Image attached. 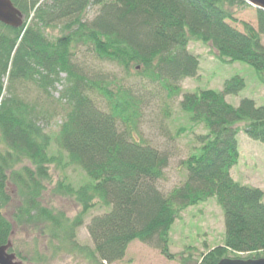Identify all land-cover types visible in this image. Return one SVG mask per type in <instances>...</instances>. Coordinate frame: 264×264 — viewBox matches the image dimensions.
Instances as JSON below:
<instances>
[{
  "label": "trees",
  "instance_id": "trees-1",
  "mask_svg": "<svg viewBox=\"0 0 264 264\" xmlns=\"http://www.w3.org/2000/svg\"><path fill=\"white\" fill-rule=\"evenodd\" d=\"M10 1L24 23L19 29L0 23V247L13 236L12 222L1 213L10 203L11 184L21 199L14 221L49 232L58 251H85L75 230L96 206L107 209L87 228L95 249L86 258L99 264L122 261L135 241L174 259L169 235L175 221L211 199L224 214V242L202 254L200 264H218L230 254L264 258V192L231 175L239 161L241 132L264 144V105L248 98L238 107L227 102V96L245 89L241 77L227 80L221 92L182 94L180 87L200 70V60L189 51L191 42L210 45L224 62L250 65L264 84V11L256 10L257 29L244 24L241 32L228 23L226 8L249 6L244 0ZM91 9H96L92 19ZM90 57L127 76L135 70L170 99L181 96V111L195 127L206 129L207 134L197 136L200 147L184 162L186 181L168 195L157 182L169 166V154L136 139L143 101L134 98L131 88L96 74L87 63ZM4 78L14 85L9 98ZM31 83L34 100L22 89ZM58 84L63 89L52 104L51 92ZM57 105L64 118L53 137L45 123L56 117ZM53 145L59 155L50 153ZM51 165L85 173L87 182L81 187L63 177L54 190L81 206L78 219L70 221L42 205Z\"/></svg>",
  "mask_w": 264,
  "mask_h": 264
},
{
  "label": "rangeland",
  "instance_id": "rangeland-1",
  "mask_svg": "<svg viewBox=\"0 0 264 264\" xmlns=\"http://www.w3.org/2000/svg\"><path fill=\"white\" fill-rule=\"evenodd\" d=\"M226 9L231 16L228 23L238 31H244V24L258 28L256 8L238 5ZM95 12L96 9L89 10V18L92 19ZM57 34L58 31L53 33L54 36ZM262 44L264 45V37ZM189 51L200 60V70L196 78L181 83L182 94L201 89L221 92L227 80L241 77L245 81V89L238 95L227 96V102L238 107L242 99L248 98L254 100L257 106L264 105V84L253 67L240 62H224L217 51L201 42H191ZM95 60L90 57L87 63L96 74H102L101 77L107 78L106 80H115L121 87L131 88L134 98L143 101L141 117L136 125V139L169 154V166L163 179L157 182L159 190L168 195L186 181L188 172L184 162L200 147L197 136L207 134L206 129L203 126L195 127L181 111V96L170 99L161 86L151 84L146 78L138 76L135 70H131L130 76H127L124 71L110 64L98 66L94 63ZM65 77L66 75L61 76L62 79ZM2 82L4 96L11 97L14 85H10L8 78H4ZM55 88L51 92L52 104H57L63 86L58 84ZM22 89L30 92L31 100L37 98L32 83ZM54 110L56 117L45 123L46 132L53 137L59 132L64 118L60 105ZM244 125L237 127L242 128ZM238 141L239 161L231 171L233 179L241 185L264 192V144L250 139L243 132L239 134ZM50 153L59 155L55 145ZM63 161H68L65 154ZM49 170L51 181L46 183L41 197L42 205L57 214H63L70 221L78 219L82 212L81 206L74 198L56 195L54 190L63 177L75 188L81 187L87 182L85 173L79 168L67 167L62 170L56 165H51ZM8 194L10 203L1 213L13 224L12 249L16 255L21 254L20 258L18 255L17 257L23 264H99L96 258H86L87 255L92 256L95 249L87 228L94 217L103 215L107 209L96 206L82 218V226L75 230L76 241L85 251H70L66 248L58 251L59 244L51 239L49 232H42L31 226H20L14 221L13 217L20 207L21 199L17 189L11 184L8 185ZM224 234L223 211L216 200L211 199L182 212L175 221L169 235V253L174 259L165 257L160 250L150 245L135 241L127 249L125 258L113 264H200L202 254L223 245ZM229 258L234 259V256L230 254Z\"/></svg>",
  "mask_w": 264,
  "mask_h": 264
},
{
  "label": "water",
  "instance_id": "water-1",
  "mask_svg": "<svg viewBox=\"0 0 264 264\" xmlns=\"http://www.w3.org/2000/svg\"><path fill=\"white\" fill-rule=\"evenodd\" d=\"M252 7L264 11V0H245ZM0 23L13 28L19 29L23 26V16L14 7L10 0H0ZM12 249V242L9 241L6 246L0 247V264H23L18 260L17 255L9 253ZM218 264H264V258L260 259H231L226 258Z\"/></svg>",
  "mask_w": 264,
  "mask_h": 264
}]
</instances>
